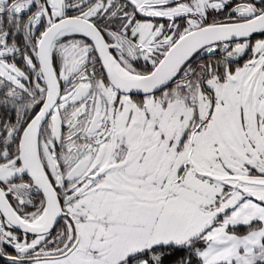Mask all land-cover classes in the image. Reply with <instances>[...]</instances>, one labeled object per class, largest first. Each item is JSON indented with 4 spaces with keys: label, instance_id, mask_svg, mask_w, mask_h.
Returning <instances> with one entry per match:
<instances>
[{
    "label": "snow or ice",
    "instance_id": "snow-or-ice-1",
    "mask_svg": "<svg viewBox=\"0 0 264 264\" xmlns=\"http://www.w3.org/2000/svg\"><path fill=\"white\" fill-rule=\"evenodd\" d=\"M0 264H264V0H0Z\"/></svg>",
    "mask_w": 264,
    "mask_h": 264
}]
</instances>
